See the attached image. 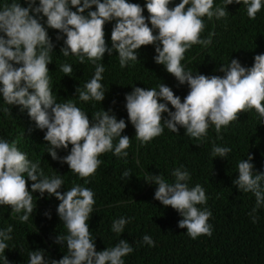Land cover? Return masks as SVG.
<instances>
[{
	"label": "clouds",
	"instance_id": "clouds-1",
	"mask_svg": "<svg viewBox=\"0 0 264 264\" xmlns=\"http://www.w3.org/2000/svg\"><path fill=\"white\" fill-rule=\"evenodd\" d=\"M172 2L147 0L148 18L143 15V7L128 0H39V6H36V0H27V7L14 0L0 9V94L5 103L21 106V110H27L39 129L47 130L44 139L51 145L48 153L54 160L68 164L79 177L88 178L95 174L102 164L99 159L101 154L114 150L117 157H127L126 149L130 147L131 138L122 135L127 127L126 122L117 120L110 110L96 112L90 120L75 103L57 102L48 75L54 44L40 22L43 17L47 18L48 28L66 35L65 47L61 48L65 57L76 55L81 63L87 57L96 64L104 59L106 52L111 55L115 50L119 54L120 66L124 68L129 61L138 60V50L142 46L155 44V62L164 65L181 85L189 86L190 91L183 102L164 83L159 85V91L134 87L126 95L128 117L136 129L135 138L142 143H149L162 135L165 125L176 133L183 127L186 135L200 140L207 136L210 125L215 126L219 135L222 128L228 127L239 119L241 113L250 109H255L264 117V54L256 55L250 68L242 66L238 59H231L228 66L222 65L219 69L224 73L223 77L194 75L186 71L181 63L185 53L193 45L208 46L212 42L211 35L207 39L201 38L206 27L203 18H225L228 11L226 7H214V0H182L175 7H170ZM225 2L226 6L234 2L243 3L252 20L256 19L264 6L262 0ZM93 6L96 10L88 11L85 15V11ZM73 7L77 11H73ZM41 13L43 17H40ZM146 19H150L151 27ZM111 21L116 23L111 32L112 47L109 48L105 39V25ZM155 30H158V35ZM60 70L67 76L73 72L69 64L61 65ZM104 71L102 64H96L93 78L83 90L77 88L80 100L102 102L105 99L106 93L101 83ZM161 100L165 102L161 103ZM169 103L175 111L168 107ZM165 112L168 119L162 115ZM116 138H119L118 143L114 145ZM69 145H72L70 154L60 157L57 149H68ZM230 151L228 147L214 146L212 155L223 158ZM252 159L253 156L249 154L247 160L238 164L239 177L233 183L239 190L253 193L259 207L264 204V187L261 184L264 174L253 171ZM25 173L33 182L31 191ZM130 174V171L123 173L124 177H130ZM172 175L175 177L174 183H168L163 174L152 175L147 180L158 185L155 199L181 214L183 219L178 222V227L186 228L191 238L196 239L201 235L210 237L213 228L208 221L212 212L197 207L207 204L205 189L200 184L189 188L187 181L191 177L186 170L177 168ZM63 184L59 176H45L39 162L32 163L18 149L17 141L10 143L0 139V205L11 206L15 213L23 211L25 214L20 216V220L27 222L35 207L34 192H39L41 196L47 193L61 201L57 211L68 234L59 235L56 243L66 241L68 252L58 261L51 260L50 264H125L123 257L134 251L126 240L121 239L115 247L103 251H97L92 240L88 221L95 204L94 192L76 184L61 193L58 190ZM46 215L50 218V214ZM128 222L125 218L115 220L112 230L123 233ZM12 231L11 226L0 231V253L8 248L5 241L12 239L9 235ZM143 243L155 246L149 235L143 237ZM29 257V264H49L42 249L30 252Z\"/></svg>",
	"mask_w": 264,
	"mask_h": 264
},
{
	"label": "trees",
	"instance_id": "trees-1",
	"mask_svg": "<svg viewBox=\"0 0 264 264\" xmlns=\"http://www.w3.org/2000/svg\"><path fill=\"white\" fill-rule=\"evenodd\" d=\"M128 2L139 4L144 8L143 15L146 18L150 16L146 8L147 0ZM180 2L182 0H173L170 7ZM214 7H226L228 15L221 19L203 18L206 27L201 38L207 39L211 35L212 42L208 46L193 45L185 53L181 62L185 70L194 75L199 73L209 77H223L224 73L219 69L222 65L228 66L234 58L246 61V65L242 66L252 67L254 57L264 54V6L255 20L243 17V9L246 8L243 3L234 2L226 6L225 0H214ZM72 10L77 11V8L73 7ZM95 10L93 6L84 14ZM146 22L149 23L150 19H146ZM45 28L54 44L53 52L50 53L52 63L48 65L53 95L62 98L63 103H75L90 120L103 109L110 110V114H114L117 120L123 119L127 127L122 135L131 138L130 147L126 149L128 155L117 157L114 150L101 154L99 159L102 164L95 174L81 178L71 171L68 164L54 160L48 153L51 145L44 139L47 130L39 129L27 110H21V106L5 103L2 94L0 139L10 143L17 141L18 149L32 163L39 162L45 176H59L64 181L58 190L61 193L76 184L94 192L95 204L88 224L97 251L115 247L123 239L134 249L123 257L125 264H264V204L257 207L255 195L239 190L233 183L239 177L238 164L247 160L249 154L253 156V171L264 174V117L255 109H250L241 113L239 119L228 127L222 128L219 135L215 126L210 125L207 136L200 140L186 135L183 127L176 133L165 125L162 135L149 143H142L135 138L136 129L126 109V95L134 87L145 90L155 88L159 91V85L164 83L183 102L190 91L189 86L181 85L164 65L157 64L154 60L157 53L148 45L138 50L137 61H129L124 68L120 66L119 54L109 55L106 52L104 59L96 62L105 68L101 81L106 93L105 99L102 102L94 99L82 101L77 88L83 90L85 84L93 78L96 64L87 57L81 63L76 55L63 56L61 48L65 47L66 35L48 28L47 23ZM111 32V24L106 23L105 39L111 37ZM58 36L62 38L57 39ZM63 64L72 66L71 76L60 70ZM168 107L175 111L170 103ZM162 115L165 119L169 118L168 114ZM118 139H114V145ZM214 146L228 147L231 151L226 157H214ZM71 147L69 145L68 149H57L58 155L67 156ZM177 168L189 172V188L200 184L205 189L207 204L197 207L212 212L208 221L213 228L210 237L201 235L196 239L191 238L186 228L178 227V222L183 219L181 214L155 199L158 185L147 180L152 175L163 174L168 183H174L172 173ZM125 171H130V177H124ZM24 175L31 191L33 182L26 173ZM261 184L264 187V181ZM60 202L55 196L47 193L41 196L39 192H34L35 207L27 222L20 220V216L25 214L23 211L15 213L11 206L0 205V231L9 226L13 229L9 234L12 239L5 241L8 248L0 253V264H29V253L41 249L49 264L51 260L58 261L67 254L66 241L63 244L56 243L59 235L68 234L58 215ZM46 214H50V218ZM120 218L129 222L123 233L118 234L112 230V226ZM145 235L151 236L155 242L154 247L143 243Z\"/></svg>",
	"mask_w": 264,
	"mask_h": 264
},
{
	"label": "rangeland",
	"instance_id": "rangeland-1",
	"mask_svg": "<svg viewBox=\"0 0 264 264\" xmlns=\"http://www.w3.org/2000/svg\"><path fill=\"white\" fill-rule=\"evenodd\" d=\"M13 2H14V0H0V9H2L5 5H10V4L13 3ZM15 2L20 3L21 6H23V7H27V6H28L27 0H15ZM36 6H39V0H36ZM243 11H244L243 17L249 18L248 15H247V7H246L245 9H243ZM32 14H33V15H36L35 13H32ZM40 17H43V14H42V13L40 14ZM40 17H37V18L39 19ZM46 21H47V18H46V17H43V18L40 20V22H41L44 26L46 25ZM108 23L111 24V29H113L115 22L111 21V22H108ZM148 24H149V27H151V23L149 22ZM155 33L158 35V30H155ZM106 43H107V45H108L109 48L112 47L111 37H107V38H106ZM151 47H152L153 49H155V48H156V45H155V44H154V45H151ZM161 47H162V45H161ZM112 53L118 54V52H116L115 50H113ZM111 55H112V54H111ZM234 59H235V58H234ZM238 60H239V59H238ZM230 61H231V60H230ZM230 61H229V63H230ZM239 61L241 62L242 65H246V61H241V60H239ZM49 65H50V64H49ZM55 97H56V96H55ZM56 100H57V102H59V103H63L62 98H57V97H56ZM120 111H122V110H120ZM165 114H168V113L165 112Z\"/></svg>",
	"mask_w": 264,
	"mask_h": 264
}]
</instances>
